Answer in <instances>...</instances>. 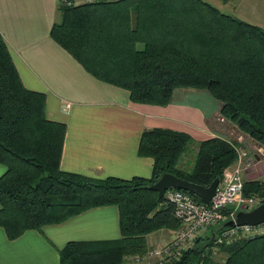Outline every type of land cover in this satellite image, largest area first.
Masks as SVG:
<instances>
[{
  "label": "trees",
  "instance_id": "obj_1",
  "mask_svg": "<svg viewBox=\"0 0 264 264\" xmlns=\"http://www.w3.org/2000/svg\"><path fill=\"white\" fill-rule=\"evenodd\" d=\"M59 12L50 37L94 78L126 90L134 104L163 106L180 90L206 92L218 104L214 129L232 140L233 128L243 144L249 138L264 149L262 28L205 0L98 1ZM65 130L46 117L45 95L23 86L0 35V228L7 239L94 207L118 209V239L68 242L59 264H120L125 255H143L149 234L179 226L173 205L148 186L164 173L200 186L221 182L236 160L221 138L148 129L138 155L153 159L149 178H89L60 169ZM191 147V167L181 168ZM243 193L264 196V184L245 179ZM211 241L197 239L173 264H264V235L223 244L215 255Z\"/></svg>",
  "mask_w": 264,
  "mask_h": 264
},
{
  "label": "crops",
  "instance_id": "obj_2",
  "mask_svg": "<svg viewBox=\"0 0 264 264\" xmlns=\"http://www.w3.org/2000/svg\"><path fill=\"white\" fill-rule=\"evenodd\" d=\"M217 1L226 4L221 5L222 12L264 30V0ZM228 7L232 13L226 11ZM59 20L56 0H0V35L23 86L43 93L46 117L66 127L62 171L98 179L149 178L153 159L138 155L144 130H177L196 140L214 135L218 104L206 92L180 90L163 106L134 104L126 90L94 78L50 37L52 25ZM65 103L69 108L63 109ZM227 132L231 137L236 133L233 128ZM253 145L254 155L248 154L246 169L256 162L263 165L264 149ZM5 170L0 163V176ZM263 177L262 170L245 178L264 184ZM172 231L149 234L148 245L156 238L167 240ZM119 237L114 205L88 209L40 231L26 230L13 240L0 228V264H59L58 253L68 242H105ZM146 264H156V260Z\"/></svg>",
  "mask_w": 264,
  "mask_h": 264
},
{
  "label": "built area",
  "instance_id": "obj_3",
  "mask_svg": "<svg viewBox=\"0 0 264 264\" xmlns=\"http://www.w3.org/2000/svg\"><path fill=\"white\" fill-rule=\"evenodd\" d=\"M98 1L115 0H56L58 7H76ZM67 108L69 104L65 103L63 109ZM225 141L236 152V160L232 169L225 172L214 195L204 203L180 190L167 189L164 197L173 205V216L179 226L167 240L149 244L143 255L134 257L135 263L142 264L152 259L156 260V264H173L180 261L186 251L194 248L197 239L206 236H211L209 249L215 255L223 244L264 235V222L257 225L224 226L227 221L234 220L237 212H249L264 203V196L243 193V172L249 152L230 138Z\"/></svg>",
  "mask_w": 264,
  "mask_h": 264
},
{
  "label": "water",
  "instance_id": "obj_4",
  "mask_svg": "<svg viewBox=\"0 0 264 264\" xmlns=\"http://www.w3.org/2000/svg\"><path fill=\"white\" fill-rule=\"evenodd\" d=\"M218 184L219 180L217 178L212 180L207 186H200L170 173H164L148 188L155 191L159 198L164 196L167 189H179L189 192L200 201L207 203L214 195ZM262 222H264V203L249 212H237L234 220L227 221L224 226L257 225Z\"/></svg>",
  "mask_w": 264,
  "mask_h": 264
},
{
  "label": "rangeland",
  "instance_id": "obj_5",
  "mask_svg": "<svg viewBox=\"0 0 264 264\" xmlns=\"http://www.w3.org/2000/svg\"><path fill=\"white\" fill-rule=\"evenodd\" d=\"M206 1V0H205ZM212 5H214L215 7L217 8H220L219 10L222 11L224 8H222L221 5L223 6H226V4H219V1L217 0H210ZM228 1V4L231 2V0H225V2ZM224 11V10H223ZM226 11H230L231 12V7L227 8ZM224 13V12H223ZM233 15H236L235 13ZM214 131V135L220 137L221 139L224 138V140H227L228 139V136L224 134V136H222V134H218L220 132L216 131V130H213ZM240 135V134H239ZM241 136V135H240ZM232 137L235 138L236 140L232 139V142H237V145H240V146H243L248 152H249V156L251 155H254L253 153V150H254V145H253V142L249 139V138H246V141L244 144H241L243 143V140L241 137H237L236 134H232ZM227 138V139H226ZM251 148H250V147ZM249 147V148H248ZM192 148V149H191ZM189 150L190 151V154H186L183 156V160L180 164V162L178 163L180 165L181 168H184V169H188L191 167V164L193 162V156H194V147H191ZM248 148V149H247ZM253 158V156H252ZM264 158V157H263ZM247 166V164H245ZM262 170H263V175H264V159H263V165H261L260 163L256 162L255 164L253 163L250 167H248L247 169L245 168V172H243V179H246L245 177H253L254 174H261L262 173ZM263 181H264V177L262 178ZM259 181V180H258ZM261 181V180H260ZM162 230V229H161ZM165 230V229H163ZM159 231V230H158ZM157 232V231H156ZM150 240V238H149ZM163 240V239H162ZM162 240L160 239H153L151 243H154V244H158L159 242H161ZM235 242V241H234ZM233 243V242H232ZM231 244V243H230ZM147 245H148V242H147ZM149 246V245H148ZM135 256H138V255H125L121 261L120 264H140V263H135L134 262V257ZM217 258V261L221 263V261L223 260V257H216ZM148 260H145L142 264H146ZM155 261V260H153Z\"/></svg>",
  "mask_w": 264,
  "mask_h": 264
}]
</instances>
